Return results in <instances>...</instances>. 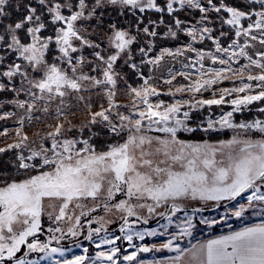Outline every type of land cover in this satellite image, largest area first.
<instances>
[{"label":"snow or ice","instance_id":"6c2138e0","mask_svg":"<svg viewBox=\"0 0 264 264\" xmlns=\"http://www.w3.org/2000/svg\"><path fill=\"white\" fill-rule=\"evenodd\" d=\"M189 9L200 14L194 23L177 15ZM146 12L161 16L145 24ZM106 13L117 19L105 21ZM164 13L176 29L169 25L165 37L178 39V32H183L194 42L210 40L215 52L188 43L149 57L154 40H148V47L138 49L140 65L158 67L165 57L194 54V58L186 57L181 70L169 68L168 77L163 78L168 85L177 76L188 83L162 93L149 83L150 76L140 73L132 46L141 34L146 38L159 35ZM121 17L130 20L127 27L121 26ZM217 24L219 36L214 35ZM101 33L103 40L92 39ZM224 37L230 40L227 46H222ZM240 37L245 38L243 43L236 39ZM249 41H259L264 47V0H16L15 5L13 0H0V109L11 105L24 112L16 121V142L0 147V264H87L86 255L55 258L64 257L65 249L50 247L53 241L61 245L66 238L80 237L85 224L99 227H88L83 239L96 249L111 246L96 251L92 264H117L121 240L135 248L122 257L128 264L137 260L138 253L163 250L175 253L166 264H264V222L181 247L173 241L191 234L192 218L186 215L177 225L179 231L159 247L133 243L134 237L143 241L157 235L155 229L135 231V224L147 225L149 219L160 217L168 221L162 225L167 229L174 216L186 212L189 202L219 205L242 198L246 204L234 206L232 212L238 218L246 209L264 210V120H234V113L264 101V50L254 58L246 51L252 46ZM85 49H91V59L83 54ZM206 58L221 67L205 68ZM239 58L248 63L234 68ZM121 60L120 69L127 67L143 80L139 87L128 86L129 105L115 100L117 82L124 79L117 68ZM253 68L259 72L252 74ZM90 73H98L99 78ZM231 76L241 78L240 86L213 90ZM99 89L108 106L101 104L93 111L90 97L86 101L83 93L97 90L99 94ZM207 91L212 98L196 99ZM183 92L192 96L170 103L159 99ZM71 99L85 103L88 117L79 125L69 122L65 128L63 118ZM225 104L231 110L218 119L196 123L194 112ZM257 111L264 113V108ZM15 115V111H0V120ZM49 117L57 122L38 141L22 134L26 121L31 125ZM223 130H230L231 138L215 143L181 138L185 133ZM73 131L77 135H69ZM7 134V129L0 132V136ZM7 153L12 156L5 161L2 157ZM98 210L105 215H92ZM114 212L121 213L122 223L109 233L107 225L115 221L106 215ZM129 217L136 219L130 222ZM64 223L69 224L66 232L60 226ZM30 254L39 255L33 259Z\"/></svg>","mask_w":264,"mask_h":264},{"label":"rangeland","instance_id":"374dc122","mask_svg":"<svg viewBox=\"0 0 264 264\" xmlns=\"http://www.w3.org/2000/svg\"><path fill=\"white\" fill-rule=\"evenodd\" d=\"M206 2V0H204ZM176 7H179V5H175ZM148 13V12H146ZM145 13V16H149L148 14ZM107 14H105V21H108ZM179 14L185 16L187 15L190 19H181L184 21H192V23L195 22L196 19H199L200 14L197 10H192L189 9L187 11L181 10ZM163 15H166L164 13ZM160 18V17H159ZM158 18V19H159ZM180 18V17H179ZM169 23L159 25L157 28V31L159 35L155 38H146L141 34L139 41L134 44L138 45V49L140 47H148V40H154V47L152 48V51L148 53L149 57H155L158 55L162 49L167 48L171 51H175L177 48H183L186 46L188 43H192L193 47H196L198 49H203L205 51H212L215 52V47L212 44L210 40H205L204 42H199V41H192L191 37L186 36L183 32H178V39H173L171 37H165L164 33L167 32V28L169 25L173 27V30L175 31V26L172 23L171 19L168 18ZM164 20L166 18L164 17ZM109 22V21H108ZM148 20L146 21L145 24H147ZM247 22H244V26H246ZM92 24L95 25L96 21L93 20ZM188 27H191L192 24H188ZM229 26H225V30H227ZM216 32L214 33L215 36H219V25H216ZM97 31H100L99 29ZM135 32V29H133V33ZM235 38V37H233ZM92 39L96 41L103 40V34L98 36H93ZM239 43H243L244 39L243 37L236 38ZM163 41H166L168 43V46H161L160 44L163 43ZM221 43L222 46H227L228 43H230V40L227 37L221 38ZM249 43L252 45L251 47L247 48L246 51L255 57V53L257 51L264 50V47H262L259 44V41H249ZM133 45V46H134ZM106 46L105 44H102V47ZM132 46V51L134 50ZM133 52L135 61L139 65V71L140 73L143 74L145 78H148L149 76L151 79L149 80V83L153 86H155L158 91L160 92H167L169 88L171 87L174 91L175 87L180 86L181 84H187L188 81L185 80L181 76H177L176 79L172 82V85H168L163 83V78L168 77V69L171 68L173 70H181L182 69V64L186 63V57H193V53H186L185 56L177 57L175 59L171 57H165L162 61L161 64L158 67H153L151 65H140V53L139 51ZM238 50V49H237ZM91 52V49H85L84 50V55L88 57V59H91L90 56H88V53ZM205 64V68L207 67H221L220 65H212L211 61L209 59H205L203 61ZM248 61L244 60L243 58H239L238 63L233 64L232 66L234 68L239 67L242 64H246ZM123 64V60L118 62L117 68L121 72V75L124 77L123 80H118L117 86H116V91L117 95L115 97L116 103L121 104V105H129L131 103V97L127 94V89L128 86L131 85L132 87H139L140 85L143 84V80L139 78L138 75L133 73L131 69H128L127 67H124L123 69H120L119 65ZM199 67V65H197ZM151 69V70H150ZM85 71H88L87 68L84 69ZM146 73H144V71ZM189 71H194L193 69H190ZM259 72L258 69L253 68L252 69V74H256ZM91 75H96L99 78L98 73H90ZM247 72H245L243 79L246 81L247 78ZM135 76L134 79H140V83L138 85H132L131 82L129 81V78ZM196 77L193 76V79ZM241 83V78L237 76H231L230 79L224 80L221 83H218L213 86V90H219L222 88H231L233 86H240ZM253 84L255 82H252ZM99 94H97V90H92L89 92L83 93L85 96V100L87 101L90 97L91 103L93 104V111L99 110V106L101 104L104 105V107H107V99L106 96L103 95V89H99ZM255 94V93H252ZM75 95V94H73ZM235 95V94H234ZM229 97L228 99L234 98ZM243 95V94H241ZM192 96L191 93L188 92H183V93H177L175 97L169 96V95H161L159 97L160 100H163L165 102H172L173 99H189ZM3 98V97H0ZM7 98H11V94ZM21 99L24 97L21 96ZM209 99L212 98V92L207 91L203 93V96L201 97L200 95L196 96V99ZM217 98H218V93H217ZM153 101L156 99L155 97L151 98ZM70 103V108L67 110L68 114L66 117H64V126L65 128L69 127V122L71 124H76L79 125L83 122L86 121L88 117V109L85 106V103H77L74 99H71L69 101ZM53 109L55 108V104L52 106ZM259 108H264V101L261 102H254L252 105L248 106V109L234 113V120L235 122H241V121H252L254 119H262L264 120V113H260L257 111ZM231 110V105L225 104V105H220L216 106L213 105L210 108L205 106L203 109H200L196 112L193 113V117L196 121V123H199L200 121L204 120L206 121L207 119H212L216 120L218 119L223 113L230 111ZM0 111L7 112V111H15L16 115L7 119V120H0V132H3L5 129H7L8 134L7 136H0V147H6L7 144L10 143H15L17 140L15 130L19 125L17 124V120L24 115L23 110H18V109H13L11 105L5 106L3 109H0ZM120 111H126L125 108H121ZM38 114V113H37ZM57 121L54 119H51V117L47 119H42L41 122H33L31 125L25 122L24 128H23V133L29 136L30 141L37 140L38 137L45 136L47 132L51 131L52 128L49 127V125H54ZM69 135L75 136L77 133L73 131V133H70ZM232 132L230 130H223L220 132H210V133H203V132H197L195 134H182L181 138L182 139H191V140H201V139H209L210 142L215 143L216 141L219 140H226L231 138ZM104 146L103 144H101ZM15 150H13L14 152ZM12 156V153H8L6 156V161ZM250 193L244 194L245 196ZM119 198H124V197H119ZM244 203L246 204V200L242 198H237L236 201H231V202H221L219 205H215V202H189V206L186 207V212H181L178 213L176 216L173 217V222L168 226L167 229L162 227V225H165L168 223V221L164 218L156 217V218H151L149 219V223L147 225H144L143 223H137L133 226V230L135 231H143L145 229L151 231L155 229L157 235L156 236H151V237H145L143 241L137 240L134 237V245L140 246V245H145L148 247H152V245H156L159 247L161 243L167 242L168 239L171 238V236L179 231V228L177 225L181 224V222L186 218L187 216H190L192 218V223L193 227L190 229V235L183 237L179 241H173L174 244L177 242L181 245V247H190L193 244H198L200 241L204 240L205 237L217 234L222 231H227L231 229H236L238 227H242L247 224L251 223H259V222H264V210L260 208H254V209H246L245 213L242 215V217L238 218L235 217L232 212L235 210L234 206L238 208L239 204ZM194 208H200V211H193ZM139 211V210H138ZM78 214V213H77ZM92 215H105V213L102 210H98L97 213H93ZM144 216H147L146 210L143 212ZM121 213L119 212H114V213H109L106 215V219H110L115 221V223L107 225V229L109 233H112L114 229L118 227L119 223H122L120 220ZM135 217H129V221L131 222L132 220H135ZM202 220H207L209 223H201ZM159 221V222H157ZM212 221H216V223H212ZM45 224H47V220L45 218ZM60 226L64 227L65 232L67 231V227L69 224L64 223L61 224ZM88 227H99L98 224H92L84 225V229H82V235L78 238H66L61 242V245H57L54 241L50 245V247H57V246H62L65 249V255L64 257H55L58 259H71L74 256L77 255H86L90 259L87 262V264H92L91 257L95 256V252L98 250H106L109 246H102L101 249H96L94 247V244L90 243L89 241L83 239V235L86 234V229ZM117 235L120 233L117 231ZM59 235V234H57ZM44 237H41L43 239ZM118 246L121 248V253L119 254L117 264H128V262L123 261L122 257L123 255L128 254L131 251H134L135 248L132 246H129L126 241H118L117 242ZM84 248H88L89 251L85 253L83 251ZM39 254H30V258H37ZM175 255L173 252H169L167 250L163 251H150L148 253H138L137 254V260L135 262H132V264H137L138 262H144L147 259H150L151 262L154 261V264L159 260L160 264H166L167 258L170 256ZM154 259V260H152ZM148 264H152L149 261L147 262ZM42 264H46V262H42ZM95 264H100L99 261H96Z\"/></svg>","mask_w":264,"mask_h":264},{"label":"trees","instance_id":"16d2710c","mask_svg":"<svg viewBox=\"0 0 264 264\" xmlns=\"http://www.w3.org/2000/svg\"><path fill=\"white\" fill-rule=\"evenodd\" d=\"M15 2H16V0H13V5H15ZM235 2H239V0H235ZM10 11H11V9H10ZM21 13H23V9H21ZM146 14H148L149 16H145V18H144V23H146V21L149 19V18H151V19H157L158 20V18L161 16V14L160 13H155V12H148V13H146ZM137 15H139V13H137ZM178 15V17H180V19H187V20H189L190 18L187 16V15H185V16H183V15H181V14H177ZM17 17V13H15L14 11H13V19H15ZM107 17H108V21L110 22V19L111 20H115V19H117V17L115 16V14H111V13H108L107 14ZM164 17L166 18V23H169V24H171L169 21V17L168 16H166V15H164ZM119 20H120V24H121V26H123V27H127L128 26V24L130 23V20L129 19H125V18H119ZM169 20V21H168ZM161 46H168V43L166 42V41H163V43L162 44H160ZM133 52L135 51H137V49H138V45H134L133 46ZM146 71L147 70H145L144 71V73H146ZM135 77V76H134ZM134 77L132 76L131 77V75H130V78H129V81L131 82V84L132 85H138V83H140V79H134ZM109 142H111V141H109ZM98 147H104V146H102L101 144H98ZM8 155V153L7 154H5V155H3V160H5L6 161V156Z\"/></svg>","mask_w":264,"mask_h":264},{"label":"crops","instance_id":"0c3cea01","mask_svg":"<svg viewBox=\"0 0 264 264\" xmlns=\"http://www.w3.org/2000/svg\"><path fill=\"white\" fill-rule=\"evenodd\" d=\"M259 223H262V222H259ZM259 223H251V224L244 225V226H242V227H238V228H236V229H231V230H227V231H222V232H219V233H217V234H214V235H211V236L205 237V239L202 240V241H200L199 243L206 242L208 239H214V238H217V237H219V236H221V235H226V234H228L229 232H232V231H238V230H240V229L243 228V227H246V226H252V225H254V224H259ZM152 260H154V259H152ZM148 261H149L150 263L154 264V261L151 262L150 259L145 260V261L143 262V264H148V263H147ZM158 261H159V260H158ZM137 264H141V262H138Z\"/></svg>","mask_w":264,"mask_h":264}]
</instances>
